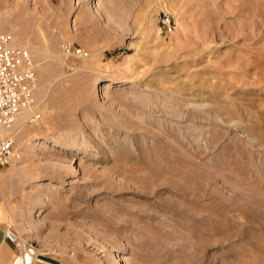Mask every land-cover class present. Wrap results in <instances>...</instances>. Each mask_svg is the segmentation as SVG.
<instances>
[{"label": "rangeland", "instance_id": "rangeland-1", "mask_svg": "<svg viewBox=\"0 0 264 264\" xmlns=\"http://www.w3.org/2000/svg\"><path fill=\"white\" fill-rule=\"evenodd\" d=\"M0 32L37 74L0 168L22 253L264 264V0H0Z\"/></svg>", "mask_w": 264, "mask_h": 264}, {"label": "built area", "instance_id": "built-area-1", "mask_svg": "<svg viewBox=\"0 0 264 264\" xmlns=\"http://www.w3.org/2000/svg\"><path fill=\"white\" fill-rule=\"evenodd\" d=\"M168 19L163 22L167 24ZM66 50L82 56L81 48ZM37 87L35 63L30 50L20 44L9 32H0V168L7 165L14 156V136L10 132L17 117L34 105V92ZM32 113V121L38 114ZM5 238L16 248L21 242L13 230L7 227ZM30 264V262L28 263Z\"/></svg>", "mask_w": 264, "mask_h": 264}, {"label": "crops", "instance_id": "crops-1", "mask_svg": "<svg viewBox=\"0 0 264 264\" xmlns=\"http://www.w3.org/2000/svg\"><path fill=\"white\" fill-rule=\"evenodd\" d=\"M5 217L3 215L2 208L0 206V264H25L26 259L18 258L22 256V251L16 248L11 242H9L5 236L4 231L7 228ZM31 254L30 264H66L62 258H55L47 255V253H37L35 256ZM28 264V263H26Z\"/></svg>", "mask_w": 264, "mask_h": 264}, {"label": "bare ground", "instance_id": "bare-ground-1", "mask_svg": "<svg viewBox=\"0 0 264 264\" xmlns=\"http://www.w3.org/2000/svg\"><path fill=\"white\" fill-rule=\"evenodd\" d=\"M15 123H16V122H15ZM15 123H14V125H15ZM15 234H16V233H15ZM16 235H17V234H16ZM24 257H25V259H26V261H27V262H25V264H26V263H29V262L31 261V253H30V252H23L22 256L18 258V261L20 262V261H21V258L24 259Z\"/></svg>", "mask_w": 264, "mask_h": 264}]
</instances>
